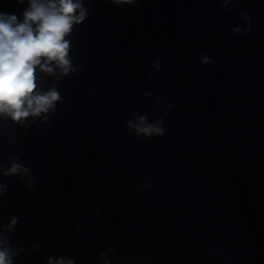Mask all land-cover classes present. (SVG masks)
Instances as JSON below:
<instances>
[{"label": "clouds", "instance_id": "obj_1", "mask_svg": "<svg viewBox=\"0 0 264 264\" xmlns=\"http://www.w3.org/2000/svg\"><path fill=\"white\" fill-rule=\"evenodd\" d=\"M113 2L130 4L133 0ZM77 10H80L79 15H76ZM23 15L24 21L20 23L15 15L0 13V113L8 114L13 121L47 112L60 99L56 90L34 95L36 67L52 73L49 64L55 61L64 74L70 71L69 42L65 36L74 23L83 21L85 11L74 0H58V3L57 0L48 3L30 0V7ZM136 131L144 136L164 134L161 125L147 124L145 117L140 118ZM18 169L19 165H13L10 171L14 174ZM0 264H11L5 251H0ZM59 264H63V260Z\"/></svg>", "mask_w": 264, "mask_h": 264}]
</instances>
